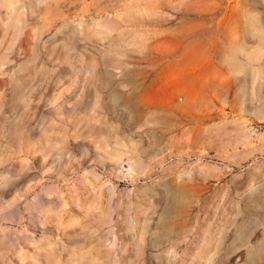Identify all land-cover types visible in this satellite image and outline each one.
<instances>
[{"label": "rangeland", "instance_id": "1", "mask_svg": "<svg viewBox=\"0 0 264 264\" xmlns=\"http://www.w3.org/2000/svg\"><path fill=\"white\" fill-rule=\"evenodd\" d=\"M0 264H264V0H0Z\"/></svg>", "mask_w": 264, "mask_h": 264}]
</instances>
